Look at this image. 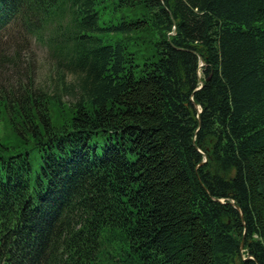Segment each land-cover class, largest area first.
Listing matches in <instances>:
<instances>
[{
  "label": "trees",
  "instance_id": "16d2710c",
  "mask_svg": "<svg viewBox=\"0 0 264 264\" xmlns=\"http://www.w3.org/2000/svg\"><path fill=\"white\" fill-rule=\"evenodd\" d=\"M0 264H264V0H0Z\"/></svg>",
  "mask_w": 264,
  "mask_h": 264
},
{
  "label": "rangeland",
  "instance_id": "374dc122",
  "mask_svg": "<svg viewBox=\"0 0 264 264\" xmlns=\"http://www.w3.org/2000/svg\"><path fill=\"white\" fill-rule=\"evenodd\" d=\"M33 49L37 52V55H38V66L40 68L41 73L46 74L51 69H49V67L47 66L46 62L44 61L45 59H44V55L42 53V50L39 47H37V46H34ZM144 49H146V48H144ZM142 52L143 51H141V53ZM51 74L53 76L56 73L53 70H51ZM48 75H50V74H48ZM69 79H71V78H69ZM69 79H68V81H69Z\"/></svg>",
  "mask_w": 264,
  "mask_h": 264
},
{
  "label": "water",
  "instance_id": "95a60500",
  "mask_svg": "<svg viewBox=\"0 0 264 264\" xmlns=\"http://www.w3.org/2000/svg\"><path fill=\"white\" fill-rule=\"evenodd\" d=\"M204 64V62H202V65Z\"/></svg>",
  "mask_w": 264,
  "mask_h": 264
}]
</instances>
